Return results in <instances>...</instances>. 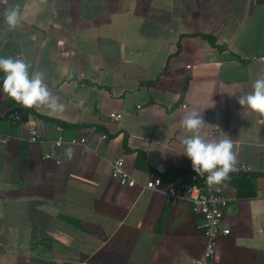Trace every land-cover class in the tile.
<instances>
[{"label": "crops", "instance_id": "0c3cea01", "mask_svg": "<svg viewBox=\"0 0 264 264\" xmlns=\"http://www.w3.org/2000/svg\"><path fill=\"white\" fill-rule=\"evenodd\" d=\"M16 4L12 30L3 13ZM0 57L43 71L65 105L25 108L0 82V264H195L199 216L145 188L150 170L164 183L196 174L180 143L194 110L202 137L231 139L252 167L221 183L230 233L218 237L216 264H264V115L238 103L264 73V0H0ZM14 109L22 122L5 119ZM56 125L88 138L71 159L59 150V164L42 158ZM117 157L132 185L110 176Z\"/></svg>", "mask_w": 264, "mask_h": 264}, {"label": "clouds", "instance_id": "9594fccd", "mask_svg": "<svg viewBox=\"0 0 264 264\" xmlns=\"http://www.w3.org/2000/svg\"><path fill=\"white\" fill-rule=\"evenodd\" d=\"M5 23L9 29L21 25V9L16 4L5 9ZM31 65L22 58L0 57V71L4 73L2 91L17 104L25 108L47 107L49 110L63 111L65 105L54 96L46 84L43 71L31 72ZM238 103L261 115H264V73H261L252 84V91L238 97ZM202 111H189L182 120L181 127L191 135L184 136L180 143L185 154L198 175L207 173L209 185L221 184L233 170L237 155L231 139H205L199 132L205 125ZM59 143V141L57 142ZM69 159L74 155L71 146L65 149Z\"/></svg>", "mask_w": 264, "mask_h": 264}, {"label": "built area", "instance_id": "2783aa9c", "mask_svg": "<svg viewBox=\"0 0 264 264\" xmlns=\"http://www.w3.org/2000/svg\"><path fill=\"white\" fill-rule=\"evenodd\" d=\"M264 60V57H262ZM185 107V104H182ZM109 117L113 120H120L122 115L119 113H110ZM7 121L19 123L23 121L20 110L9 111L5 115ZM55 129L59 133L48 139V149L43 153L42 158L53 160L56 164L61 162L58 153L59 150L69 146H86L88 138L86 136L65 138L61 133V126L56 125ZM28 140L30 142H39L40 136L33 125L27 127ZM101 139L107 138L105 132H101ZM8 136L0 135V143L5 144ZM59 141V143H57ZM252 171V167L244 162L237 161L230 175L247 174ZM110 176L121 185H132L134 180L123 168L122 157L113 159L110 163ZM145 188L151 190H161L172 199L185 200L192 213L199 216L198 228L201 229L205 238L203 254L195 260V264H216V249L218 237L222 234L230 233V229L224 225V213L228 203L225 197L222 184L209 185L207 182V173L192 175L187 182H167L164 183L162 177L154 170L148 172V179Z\"/></svg>", "mask_w": 264, "mask_h": 264}, {"label": "trees", "instance_id": "16d2710c", "mask_svg": "<svg viewBox=\"0 0 264 264\" xmlns=\"http://www.w3.org/2000/svg\"><path fill=\"white\" fill-rule=\"evenodd\" d=\"M200 36L203 37V38H205V39H207L208 42L211 45L215 46L217 49H220V50L222 49L220 45H217L216 44V40H215V38L212 35H209V34H200ZM3 78H4V73L0 71V82H3ZM21 113H22V117L23 118H26V112L22 111Z\"/></svg>", "mask_w": 264, "mask_h": 264}]
</instances>
